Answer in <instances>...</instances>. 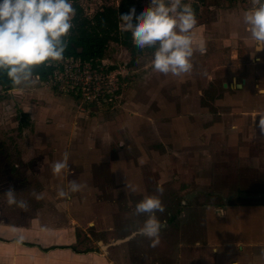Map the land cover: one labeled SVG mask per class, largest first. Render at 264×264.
Segmentation results:
<instances>
[{
	"label": "rangeland",
	"instance_id": "rangeland-1",
	"mask_svg": "<svg viewBox=\"0 0 264 264\" xmlns=\"http://www.w3.org/2000/svg\"><path fill=\"white\" fill-rule=\"evenodd\" d=\"M74 2L91 19L121 0ZM184 2L197 5L194 47L206 44L204 54L194 52L190 73L155 72L154 49L132 54L110 41L103 61L119 72L110 101L79 105L36 74L31 86H0V264H90L89 253L103 256V264H176L167 258L183 207L189 215L197 204L221 203L220 186L241 195L254 183L249 168L238 163L249 142L247 129L233 131L239 124L254 125L242 121L246 111H264V50H256L242 20L251 0ZM148 4L132 0L131 6L139 14ZM213 125L224 131L218 137L219 129H211L206 144L204 129ZM233 145L241 147L231 151ZM65 151L71 173L56 176L52 165ZM223 159L230 164H220ZM216 173L229 174L228 181H216ZM72 180L81 190L58 197L57 189L67 191ZM9 189L28 202L27 211L6 203ZM261 191L258 202L264 200V186ZM152 195L160 196L165 208L156 214L162 228L155 247L145 237L130 239L145 219L133 209ZM247 197L243 200L254 201V195ZM20 235L23 243L17 242Z\"/></svg>",
	"mask_w": 264,
	"mask_h": 264
},
{
	"label": "clouds",
	"instance_id": "clouds-1",
	"mask_svg": "<svg viewBox=\"0 0 264 264\" xmlns=\"http://www.w3.org/2000/svg\"><path fill=\"white\" fill-rule=\"evenodd\" d=\"M75 14L73 0H0V71L14 86H31L35 83L34 68L63 59ZM242 20L256 50H264V0H251ZM120 21L122 31L131 33L138 49H154L151 67L155 72L173 76L190 73L194 52H206L203 40L193 45L191 33L198 20L191 4L184 0H149L139 14L130 8L120 15ZM52 172L65 177L71 173L67 151L53 163ZM128 187L136 191L134 186ZM80 190L81 185L72 180L68 190L58 188L57 195L66 198ZM156 191L162 195L163 186L158 185ZM33 195L37 200L43 199L42 194ZM5 196L9 206L27 211L28 202L17 200L13 190L9 189ZM164 211L163 202L156 195L145 196L133 209L134 216L145 217L134 235L147 238L150 247L159 243L162 224L156 214ZM23 240L20 235L17 242Z\"/></svg>",
	"mask_w": 264,
	"mask_h": 264
},
{
	"label": "crops",
	"instance_id": "crops-1",
	"mask_svg": "<svg viewBox=\"0 0 264 264\" xmlns=\"http://www.w3.org/2000/svg\"><path fill=\"white\" fill-rule=\"evenodd\" d=\"M226 86L234 87L232 84ZM262 116H264V111H246L245 115L242 116V121L246 122L250 119L254 125L248 128L242 126L243 124L232 127H234L233 131L239 129L238 133H241L240 128L245 127L247 135L244 140H249V142L246 141L247 144L241 149V146L238 145L237 147L235 145L229 146L231 151L236 148L242 151L238 163L249 168L248 174L254 183L250 185V188H247L248 190L245 188L246 190L241 195L237 190L236 193L230 189L229 185L224 186V188L220 186L218 188L221 191L218 192L223 197L221 203L197 204L191 207L192 212L190 211L189 215L186 206H184L179 214L182 225L180 224L181 228L176 227L178 229H174L176 235L171 244L173 249H170L172 251L171 257L167 258L171 262L175 261L176 264H264V200L258 202L255 198V195L262 197L263 192L261 190L264 186V146L260 145L261 141L263 142L262 134L264 132V125L261 124ZM215 128L219 129L216 135L221 137L220 133L224 130L219 125L206 128L204 129L208 138L206 144L212 132H215L211 129ZM242 132L244 131L242 130ZM196 133L197 131L195 135H197ZM251 134H255V136L253 137ZM194 137L193 135L192 142ZM210 155L211 152L208 153L207 150L208 161L211 159ZM225 163L230 164L224 159L220 162V164ZM214 175L218 176L216 181L223 180L226 182L225 180L228 181L229 179V174L216 173ZM206 178H202V180ZM247 195L251 197L254 195V201H244L245 198H248ZM232 196L237 198L230 202L226 201ZM135 231L130 233V239L137 236L134 235ZM24 243L31 248L35 247L33 242ZM165 243L163 249L168 251L170 245ZM162 252L165 253L164 250ZM88 257V260H91L90 264H103L101 262L104 259L103 256L89 253Z\"/></svg>",
	"mask_w": 264,
	"mask_h": 264
},
{
	"label": "trees",
	"instance_id": "trees-1",
	"mask_svg": "<svg viewBox=\"0 0 264 264\" xmlns=\"http://www.w3.org/2000/svg\"><path fill=\"white\" fill-rule=\"evenodd\" d=\"M131 5L132 0H121L117 7L105 6L90 19L84 15L82 7L74 2L73 7L76 9L72 21L74 26L70 30V35L66 38L68 47L63 58H79L82 61H91L97 64L99 60L104 58L110 41L124 45L130 49L132 54L139 51L140 49L132 42L131 33L122 31L119 25L121 22L120 15L127 13L132 8ZM191 6L194 10H197V5L193 4ZM55 62H49L47 65L34 68V74L39 76L40 79L46 80L57 68L58 63L55 64ZM113 68L115 67L110 66V69ZM0 86L8 89L13 87L6 73L2 71H0Z\"/></svg>",
	"mask_w": 264,
	"mask_h": 264
},
{
	"label": "built area",
	"instance_id": "built-area-1",
	"mask_svg": "<svg viewBox=\"0 0 264 264\" xmlns=\"http://www.w3.org/2000/svg\"><path fill=\"white\" fill-rule=\"evenodd\" d=\"M117 70L103 59L99 63L67 57L46 79L61 93L74 97L79 105L100 104L111 100L117 88Z\"/></svg>",
	"mask_w": 264,
	"mask_h": 264
},
{
	"label": "water",
	"instance_id": "water-1",
	"mask_svg": "<svg viewBox=\"0 0 264 264\" xmlns=\"http://www.w3.org/2000/svg\"><path fill=\"white\" fill-rule=\"evenodd\" d=\"M227 85V83H224V86H226ZM233 86V85H232ZM235 86L237 87V88H239V87H241V84H235ZM120 241H122V240H117V242H120Z\"/></svg>",
	"mask_w": 264,
	"mask_h": 264
}]
</instances>
